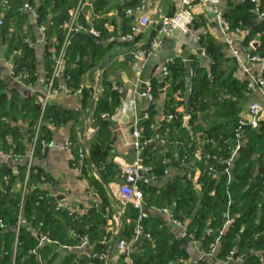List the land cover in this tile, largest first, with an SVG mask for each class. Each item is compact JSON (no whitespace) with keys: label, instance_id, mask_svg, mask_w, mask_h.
<instances>
[{"label":"crops","instance_id":"obj_1","mask_svg":"<svg viewBox=\"0 0 264 264\" xmlns=\"http://www.w3.org/2000/svg\"><path fill=\"white\" fill-rule=\"evenodd\" d=\"M93 1H86L81 11V19L79 18L75 23L80 30L88 31L89 34L90 31L99 33V37L92 39L100 46L103 57L96 66H87L88 56L82 57L80 64L84 66V72L80 76V84L83 86L80 94L59 89L51 98L46 110L49 111L52 108L55 116L59 110H64L66 119L58 121L56 125L44 120L43 126L46 125L48 131L46 146L49 149L44 155L46 146L42 148L41 156L36 155L31 170L32 174L33 169L37 168L47 177V180L49 179L51 189L47 199L54 203L57 198L64 197L65 204L62 211L68 214L72 212L71 218H77L78 226L83 230L80 236L72 229L65 227L63 236L67 244L53 245L54 248L50 251L55 258L51 264H64L63 262L68 260V264H87L88 255L96 244L108 246L109 264H128L126 255L117 250L116 243L119 240L129 242L134 234L131 220L123 219L125 208L121 212L122 203L116 190L119 185L126 184L123 179V169L132 164L135 159L131 121L134 115L141 117L144 109L149 106L145 102L142 103L139 95L141 81L135 69L132 52L138 47H146L153 42L158 25L150 24L132 41H123L121 37L128 33L133 21L125 14V11L134 9L142 0H100L96 4H93ZM146 1L150 19L153 21L170 17L178 7L176 0ZM24 2L27 5L26 8H24ZM33 2L37 4L38 0ZM249 2L253 3L250 10L253 23L259 24L262 19L258 16V11L264 8V0H222L219 8L232 29L230 32H225L221 28L214 14L205 11L199 4V0H192L193 22L188 31L167 35L170 42L166 46V52L172 55L167 61L172 62L173 59H177L178 62L183 63V75L187 80L195 74V71L198 77L205 75L208 78L205 83L212 88L213 93L208 98L206 109L197 111L193 117L194 113L187 99L179 91L175 92L169 100V84L163 79V84L154 96L153 119L155 124L158 123L161 135L166 137L168 144L165 147L156 144L145 153L150 166L144 169L143 175L148 178L146 182H142L147 187L151 186L159 191L167 185L185 183L187 179L192 188L199 192L201 189L199 178L204 168L201 165L200 152L205 151L210 140L214 143L217 140H223L229 145L238 142L241 145L240 150L247 147L248 142L252 140L254 147L259 149L252 152V157L255 159L259 155L260 143L264 144V92L256 86L253 78L258 74L260 65L249 63L245 71L241 62H246L248 56L257 53L256 49L261 41V30L251 32L252 26L247 20L235 21L238 15L243 17L247 9L244 3ZM4 6L3 1L0 2V19L3 17ZM33 7L34 5H29L22 0V8L25 12L18 15L16 30L24 33L26 37L24 42L33 47L38 71L35 82L28 87L26 83L15 80L9 75L13 67L12 60L10 61V58L0 60V79L5 84L2 92L6 94L7 99L14 96L19 101V111H14L16 118L10 119V125L16 127L23 137L30 134L28 131L32 132V127L38 119L39 103L43 98L47 70L52 66L55 47L59 44L55 35L49 38L45 33L47 42L43 45L44 42L42 43L37 32L34 33L27 14V10H32ZM236 28H239L238 34L233 32ZM196 42L206 44L210 59L195 53ZM5 46L6 44L4 53ZM19 49L15 51L14 56L20 55ZM233 49L238 52V55L234 54ZM45 53L51 55L48 56ZM191 55L194 56L188 62L187 59ZM108 58H110L108 64L102 70L99 69V65ZM215 62L216 72L214 73L212 64ZM162 65L163 63L160 62L154 75L159 72ZM112 83L127 90V96L123 99L121 95L120 105L114 114L109 115L101 111L97 115L95 110L100 92L109 87L114 93L115 91L111 88ZM132 98L136 100L133 115L126 116L127 107ZM201 99H203L202 95ZM254 101L262 106L261 115L255 119V127L252 126L254 118L249 113V106ZM27 103L38 105V116L32 127L30 116H25L27 112L29 113L28 108L21 107ZM90 105L93 108L91 127L95 129L92 134L84 127L86 109ZM226 109L238 111L237 123L235 127L230 123L228 125L233 126L222 129L218 125L226 124V117L223 115ZM9 112L11 113L12 110ZM170 114L174 116L171 120L167 117ZM193 119L194 121L191 122ZM239 120H243L245 126L237 131ZM232 131L234 139L230 138ZM227 132H230L229 135ZM251 135L255 136L251 138ZM22 141L26 142V140ZM14 144L15 141L11 135H7L6 138L0 137V171L8 168L17 174L19 166L25 165L23 155L11 153ZM79 147L87 150L83 158L78 156ZM130 150H133V155L129 153ZM229 157L232 158L231 162L229 166L225 164L224 170L227 184L232 180V162L237 155L230 154ZM157 165L160 167H156ZM31 178L32 175H30ZM21 189V181L15 180L11 184L13 193L20 194ZM173 211L172 205L166 208L146 207L147 214L159 217L168 225L171 239L176 240L185 235L187 230L185 225L192 222L188 218L182 226L173 224L171 222ZM82 237H86L87 242L82 241ZM49 245L52 243H48ZM136 249L135 243L131 253ZM201 249H207L201 237L190 239L186 246L188 255L182 260V264H197L204 259ZM131 257L133 259L132 254ZM230 263L240 264V261L232 259L230 262L225 260L214 262V264Z\"/></svg>","mask_w":264,"mask_h":264},{"label":"trees","instance_id":"obj_2","mask_svg":"<svg viewBox=\"0 0 264 264\" xmlns=\"http://www.w3.org/2000/svg\"><path fill=\"white\" fill-rule=\"evenodd\" d=\"M2 1L4 0H0V2ZM6 1L10 8L7 10L4 6L2 24L0 25V44L3 47L6 44L4 58L14 56L15 51L20 48V55L12 57V63L16 71H28L30 73L29 82L34 83L38 71L33 47L31 48L24 42V39H26L24 37L25 34L21 33L20 30H16L18 15L21 12H25L22 8V0ZM25 1L29 5H34V7L38 5L34 25H31L32 30L35 33L39 30L40 26H43L47 37L50 38L55 35L59 42L55 47V51L57 52L64 39L65 32L63 27L70 22L76 10L78 0H38L37 4L33 0ZM99 1L94 0L93 4ZM244 5L247 8L245 14H243V17L238 15L236 20H234L236 22L239 19L242 21L247 20L252 26L251 32L264 29V18L259 24L253 23L250 11L253 3H244ZM82 9L77 19L80 18ZM131 26L132 22L128 32H130ZM263 44L264 40L256 49L257 53H263ZM45 54L48 56L51 55L50 53ZM85 55L89 58V62L86 65L96 66L101 61L103 52L100 46L95 43V40L90 37L88 31L80 30L73 33L71 44L66 50V74L69 76L73 87H78L80 84V76L84 72V66L80 62L82 63V57ZM78 57H80V61ZM215 64L216 62L212 64V71L214 73L216 72ZM51 69L52 66L51 68L48 67L47 77ZM183 71V63L178 62L177 59H173L169 66L168 98L170 100L173 94L179 91L187 99L190 109L194 113V117L197 111H204L206 109L208 106V98L212 95L213 90L205 83L208 80L205 75L198 77V73L195 71V74H192L187 80L183 75ZM149 79L151 81L154 98L157 89L163 84V79L156 76H152ZM214 82L215 79L213 84ZM239 86L241 87V85ZM4 88L5 84L0 79V137L6 138L7 135H11L15 141L11 153L24 155L27 150V145L31 140L32 132L31 130L28 131L30 137L29 135L23 137L22 133L16 127L10 125V119L14 120L16 118L14 111H19V101L14 96L11 99H7L6 94L2 92ZM201 95L204 100L201 99ZM120 97L121 95L110 91L109 87L104 88L100 92L95 113L98 115L103 111L109 115L114 114L120 105ZM21 107L28 108L30 114L27 112L25 116H30V124L32 127L38 116V105L34 103L29 105L27 103V105H22ZM51 109L45 111L44 120L56 125L58 121L66 119L64 110H57L58 113H55V116ZM10 110H12L11 113L9 112ZM169 110L171 111V109ZM144 111L148 114V117L142 119L141 124L146 128L145 135H148V126L152 123L155 124L153 119L155 106L152 103ZM226 112L223 114L226 117V124L218 126L222 129H228L229 126L233 125L235 127L238 111L236 109H226ZM193 121L194 119L191 120V122ZM230 123L233 125H228ZM47 132V126H42L39 142L36 145L35 154L37 156H41L42 145L40 141H46ZM229 133L227 132V135ZM230 136V138L234 139L233 131ZM254 136L251 135V138ZM22 140H26V142L24 143ZM248 144L247 147L238 151L237 158L232 162V180L228 184L226 183L227 176L224 174L226 165L221 160L229 157L230 154L226 150L229 144L223 140H217L214 145L207 144L205 151L211 154L210 159H206L201 155V165L204 168L199 178L201 183L199 192L192 188L187 179L185 183L167 185L159 191L151 186L147 187L141 180L136 181L137 187L143 194V211L145 213L146 207L148 208L149 206L166 208L172 205L174 206L173 219L180 221L184 225L186 219L190 218L192 223L185 225L187 230L183 237L172 240L168 225L164 221L159 217H154L147 213L145 218L139 219V210L127 204L123 219L126 220V218H129L134 230L137 224H139L143 231L151 237L150 240L141 237L136 242L137 251L132 254L134 264H170L171 262L174 264H182V260L187 258L188 255L186 246L190 240L189 233H193L196 238L201 237L203 245L208 247L209 243L214 241L219 235V231L223 228L227 219H231V224L220 237V242L216 248L214 257L210 260L204 258L198 261L197 264H214L216 261H223L231 251H233L235 256L233 258L234 260L239 257L243 258L240 264H264V144L260 143L261 150L255 159L252 157V152L259 149L254 147L252 140ZM210 164H213L216 168V173L213 175L207 173V166ZM149 166L150 163L147 162L146 156L144 155V169ZM158 166L160 167V165L156 167ZM24 167L25 165L19 166L17 174H14L8 168L0 171V264H12L11 252L15 236L14 226L18 215L20 194L12 192L11 184L15 180L23 181ZM33 171L34 173L32 172L31 174L32 178L30 179V183L35 186L42 172L39 169L37 170V168L33 169ZM120 175H122L121 171ZM4 176L8 178L3 180ZM211 191H214V195H210ZM41 194H43V190L41 187L36 186L25 197L23 215L26 220V225L19 230L14 264H42V261H45L44 264H49V261L55 258V255L51 254L50 251L54 248L53 245L67 244L63 236L65 227L72 229L80 236L83 234V230L78 226L77 218H71L62 209L56 211L53 201L47 198L39 201L38 196ZM28 226L45 235L52 245L48 246L50 242L47 243L46 241L40 243L32 235ZM208 227L212 229L211 235L205 234V229ZM32 250H35L36 253H30ZM103 251L108 252V246L96 244L91 253H101ZM91 253L88 255L87 264L92 261ZM68 261L63 263L68 264ZM93 264L102 263L95 261Z\"/></svg>","mask_w":264,"mask_h":264},{"label":"built area","instance_id":"obj_3","mask_svg":"<svg viewBox=\"0 0 264 264\" xmlns=\"http://www.w3.org/2000/svg\"><path fill=\"white\" fill-rule=\"evenodd\" d=\"M87 0H78L76 10L74 14L72 15V18L70 22L66 25H64V39L57 50V52L54 55L53 65L51 72L48 77H46L44 82V93L43 98L39 103V116L35 123V125L32 127V137L30 142L27 145L26 153L23 155L25 159V172H24V178L22 181V189L20 193V199L18 204V215L16 219V224L14 226V242L12 246V264H14V258L15 253L17 249L18 244V234L21 227L26 225V220L23 215L24 210V202L25 197L31 191L34 187L39 186L43 190V194L38 196V200H44V198H48L49 191L51 189V183L47 180V177L41 173L39 175V181L35 184V186L30 183V175L31 170L34 166V160L36 157L35 151H36V145L39 142V135L41 132V128L44 124V113L47 109V107L50 104L51 98L59 91V89H62L66 92L72 93V94H80L82 92L83 86L82 84H79L78 87H73L69 76L66 74V50L71 44V38L73 36V33L78 32L80 29L76 26V17L78 14V11L81 10L84 5L86 4ZM178 3L177 9L174 11V13L170 17H164L161 19V21H153L150 19L149 12H148V5L146 0H142L139 5H137L134 9H127L125 11V14L133 19L132 26L130 29V32H128L126 35L122 36L121 39L126 42H130L134 39V37L138 34H140L147 26L150 24H156L158 25V28L156 30L157 35L160 34H167L171 32L173 29H178L179 31L186 32L188 31V27H190L191 23L193 22V15L191 12V7L193 6L192 0H176ZM222 0H199V4L202 5L205 9V11L214 14L218 24L221 26V28L225 32H230L232 29L230 28V25L228 21L225 19L222 11L220 10V3ZM5 7L7 10H9L10 6L6 0L3 1ZM36 16V13H35ZM258 16L260 19L264 18V8L258 11ZM2 24V19H0V25ZM51 24V23H50ZM40 32V40L42 41L43 45L46 44V36H45V29L43 26H40L39 28ZM234 33H239V28H236L233 30ZM90 33L94 34L96 37H99V33L96 31H90ZM156 35V36H157ZM261 41L264 40V29L260 31ZM157 47V44L153 40V42L146 46V47H138L135 51L132 52V59L135 63V69L138 72L139 76L141 73V70L143 68L144 62L147 59V54L151 53L153 49ZM262 54L255 53L246 58V62L242 61V67L245 71H247V68H245L249 63L259 64L260 69L258 74L253 78L254 83L256 86L261 89L264 92V44L262 45ZM18 52V51H17ZM16 52V53H17ZM233 52L235 55H238V52L233 49ZM12 58L10 57V61ZM171 65L170 61H165L159 70L158 73H156L154 76L158 78H162L166 81H168L169 76V66ZM15 66L13 65L12 69L9 71V75L14 78L17 81H21L26 83L28 87H30L32 84L29 82L30 80V73L26 70L16 71ZM145 85V103L146 105H150L153 103V90L150 79L146 80L144 82ZM111 88L113 91H115L118 95H123L124 89L115 84H111ZM133 93H136V91H133ZM126 106V104H124ZM136 105L135 98H132L129 102V106L134 108ZM92 105H90L87 109V115L85 119V125L87 132H90L91 134L95 131L93 127H91V123L93 121L91 116L92 111ZM249 113L254 118L252 121V126H256V118L259 117L262 113V106L254 101L249 106ZM148 117V114L143 111L141 114V117H138L137 115H134L132 121H131V128L133 133V142H132V148L135 153V159L134 162L128 166H125L123 169L124 173H134L137 174L139 171L142 173L144 172V155L146 151L156 144L165 147L168 144V141L166 137L162 136L159 132V125L157 124H150L148 126V135H145L146 128L141 124L142 119H146ZM169 120H171L174 116L172 114L167 116ZM245 126V123L243 120L238 121V128L237 131H239L241 128ZM42 148H44L47 143L45 140L40 141ZM209 144L214 145V142L212 140L209 141ZM241 145L240 143H235L233 145H227L226 150L232 155H237L238 151L240 150ZM87 153L86 148L79 147V158H83L85 154ZM200 155H202L206 159L211 158V154L202 151L200 152ZM231 157H228L226 159H222V163H225L227 166H229V163L231 162ZM133 167V168H131ZM227 170V169H226ZM123 173V174H124ZM207 173L209 175H213L216 173V168L213 164H210L207 166ZM144 176V175H143ZM8 177L4 176L3 180H6ZM1 183V181H0ZM117 195L119 196L122 208L121 212L125 208L127 204H130L133 206V208L139 210L140 215L139 219L145 218L146 213L143 211L144 207V199L143 194L140 191V189L136 185V181L132 186H129L127 184L119 185L117 190ZM210 195H214V191L210 192ZM54 209L56 211H59L63 208L65 204V198L59 197L55 200ZM166 211V210H164ZM69 216L72 215V212L68 214ZM171 222L175 225L182 226V223L176 219H171ZM231 224V219H227L223 228L219 231V235L214 239V241L210 242L207 249H201L202 256L205 258H212L214 257L216 248L218 247V244L220 242V237L224 234V231L228 226ZM28 229L31 231L32 235L38 239L40 243L42 242H48L49 239L43 235L42 233L38 232L36 229L31 228L28 226ZM205 234L211 235L212 229L206 228ZM145 237L146 239L150 240L151 237L148 233H145L142 229V227L137 224L136 229L134 230V234L132 239L127 242L125 240H119L116 243V248L120 253H123L126 255L128 264H134V260L131 257V250L132 246L141 238ZM189 237L191 240H194V234L189 233ZM82 241L87 242L86 237L81 238ZM30 253H36L35 250L30 251ZM91 262L89 264H93L95 261H99L102 264H109L108 261V252L103 251L101 253H91ZM233 251L229 253V255L226 257L225 261L230 262L234 258ZM237 261H242L243 258L239 257L236 259ZM172 264V263H170Z\"/></svg>","mask_w":264,"mask_h":264},{"label":"water","instance_id":"obj_4","mask_svg":"<svg viewBox=\"0 0 264 264\" xmlns=\"http://www.w3.org/2000/svg\"><path fill=\"white\" fill-rule=\"evenodd\" d=\"M37 6L36 5L32 10H27V14L30 20L31 25H34V18H35V13L37 10ZM27 5L24 2V8H26ZM190 28V27H188ZM177 33H179L178 29H173L171 32L167 33V34H160L157 35L154 38L155 43L157 44V47L155 49H153V51L151 53L147 54V59L143 65V68L141 70L140 73V89H139V95L141 98L142 103L145 102V85L144 82L146 80H148L150 77L154 76V73L156 72L157 68L159 67V63H164L170 56H172L171 54L166 52V46H168L170 39H168L167 35H176ZM37 34L39 36V38H41L40 36V32L39 30L37 31ZM90 37L91 38H97L94 34L90 33ZM196 52L198 55H203L204 58L206 59H210V57L207 55V47L206 44H200L199 42H196ZM194 55H191L190 57H188V62L189 60H191L193 58ZM0 60H4V47L0 44ZM110 58H108L105 62L101 63L99 65V69H103L105 67L106 64H108ZM127 96V90H124L123 92V99H125ZM97 100V98H96ZM133 115V108L131 106L127 107V111H126V116H132ZM158 124V123H157ZM49 147L46 146L44 148V155L47 154ZM129 153L131 155H133V150H130ZM133 168V167H131ZM123 179L124 182L129 185L132 186L134 184L135 181L137 180H141L143 182H146L147 177L143 176V173L141 171H139L137 174L134 173H124L123 175ZM137 251L134 250L131 254L135 253Z\"/></svg>","mask_w":264,"mask_h":264},{"label":"rangeland","instance_id":"obj_5","mask_svg":"<svg viewBox=\"0 0 264 264\" xmlns=\"http://www.w3.org/2000/svg\"><path fill=\"white\" fill-rule=\"evenodd\" d=\"M80 12V10L78 11V13ZM77 17H78V15H77ZM77 17H76V20H78L77 19ZM31 72V71H30ZM93 79V78H92ZM30 80V79H29ZM94 80V79H93ZM39 257V256H38ZM45 263V261H42V264H44ZM49 264H51V260L49 261Z\"/></svg>","mask_w":264,"mask_h":264}]
</instances>
